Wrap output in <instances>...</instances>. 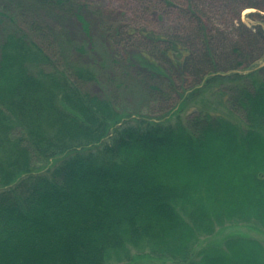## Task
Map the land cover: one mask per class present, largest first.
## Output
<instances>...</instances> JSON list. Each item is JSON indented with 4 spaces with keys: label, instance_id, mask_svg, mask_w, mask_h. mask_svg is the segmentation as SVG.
I'll return each instance as SVG.
<instances>
[{
    "label": "trees",
    "instance_id": "obj_1",
    "mask_svg": "<svg viewBox=\"0 0 264 264\" xmlns=\"http://www.w3.org/2000/svg\"><path fill=\"white\" fill-rule=\"evenodd\" d=\"M234 19L246 26L241 10ZM247 27L264 37L263 24ZM27 35L0 44V264H112L133 248L179 264H264V243L248 234L195 247L227 223L264 230V64L237 71L243 46L219 51L209 39L201 57L178 41L141 49L158 77L179 67L232 114L155 121L85 91L93 69H43L52 57Z\"/></svg>",
    "mask_w": 264,
    "mask_h": 264
},
{
    "label": "rangeland",
    "instance_id": "obj_2",
    "mask_svg": "<svg viewBox=\"0 0 264 264\" xmlns=\"http://www.w3.org/2000/svg\"><path fill=\"white\" fill-rule=\"evenodd\" d=\"M62 1L0 0V44L8 32L27 33L52 57L53 62L43 64V69L50 70L52 65L69 72H75L76 65L93 69L97 77L80 80L82 88L111 100L122 114L155 121L176 118L177 114L186 116L194 108L232 115L220 93H210L203 82L197 85L196 78L183 75L179 67L177 72L171 70L168 76L158 77L155 70L143 66L139 53L145 47L163 51L166 45L176 46L178 41L179 47L186 45L201 57L209 39L219 51L243 46L237 71H249L264 60V37L252 35L247 27L264 25L260 15L264 10L249 6L256 3L264 7V0ZM240 10L246 26L234 19ZM80 12L89 32L77 17ZM251 12L255 15L249 16ZM198 30H202V36ZM224 67L220 65V69ZM203 90L208 93L202 94ZM180 101H185V106L179 112ZM57 158L46 159L36 168L51 167ZM232 234H248L264 243V230L260 227L233 222L217 227L212 235H200L195 247L221 244ZM132 250L134 258L113 260L112 264H179L150 256L148 250Z\"/></svg>",
    "mask_w": 264,
    "mask_h": 264
}]
</instances>
